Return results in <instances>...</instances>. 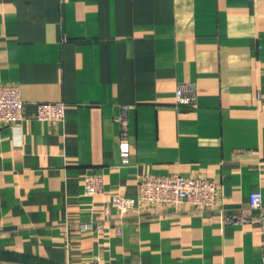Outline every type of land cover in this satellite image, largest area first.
Returning <instances> with one entry per match:
<instances>
[{
  "label": "crops",
  "instance_id": "obj_1",
  "mask_svg": "<svg viewBox=\"0 0 264 264\" xmlns=\"http://www.w3.org/2000/svg\"><path fill=\"white\" fill-rule=\"evenodd\" d=\"M0 85L25 102L0 128V264H262L261 225L224 216L264 196V0H0ZM43 102L65 103V121H38ZM143 175L219 194L106 218Z\"/></svg>",
  "mask_w": 264,
  "mask_h": 264
},
{
  "label": "built area",
  "instance_id": "obj_2",
  "mask_svg": "<svg viewBox=\"0 0 264 264\" xmlns=\"http://www.w3.org/2000/svg\"><path fill=\"white\" fill-rule=\"evenodd\" d=\"M177 102L181 105H192L194 96L187 95L184 87L176 90ZM36 118L40 122L63 123L66 118V105L63 102H43L36 107ZM25 120V102L21 90L14 85H0V128L3 126L17 127ZM121 162L130 163V149L126 141L121 143ZM104 180L100 174H88L84 179V188L88 195L103 193ZM140 192L137 197L113 195L103 206V215L111 217L115 211L124 217L137 208L140 203H148L155 207L165 205L189 204L197 209L214 207L219 187L216 181L201 177L153 176L143 175L139 179ZM249 207L253 213H231L224 216V222L230 225L258 224L262 227V264H264V196L253 192L249 197ZM118 234L122 232L116 228ZM86 264H99L89 262Z\"/></svg>",
  "mask_w": 264,
  "mask_h": 264
}]
</instances>
